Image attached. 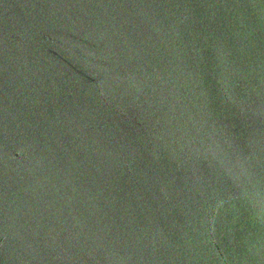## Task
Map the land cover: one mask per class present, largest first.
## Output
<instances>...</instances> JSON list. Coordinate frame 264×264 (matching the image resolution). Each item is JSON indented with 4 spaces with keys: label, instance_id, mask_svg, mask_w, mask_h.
<instances>
[{
    "label": "water",
    "instance_id": "95a60500",
    "mask_svg": "<svg viewBox=\"0 0 264 264\" xmlns=\"http://www.w3.org/2000/svg\"><path fill=\"white\" fill-rule=\"evenodd\" d=\"M0 264H264V0H0Z\"/></svg>",
    "mask_w": 264,
    "mask_h": 264
}]
</instances>
